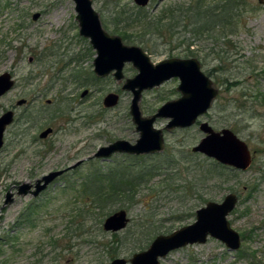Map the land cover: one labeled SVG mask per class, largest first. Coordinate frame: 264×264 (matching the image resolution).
Segmentation results:
<instances>
[{
	"label": "rangeland",
	"instance_id": "1",
	"mask_svg": "<svg viewBox=\"0 0 264 264\" xmlns=\"http://www.w3.org/2000/svg\"><path fill=\"white\" fill-rule=\"evenodd\" d=\"M92 1L104 28L120 35L114 32L117 26L122 33L132 34L131 40L124 42L143 47L153 62L174 57L200 61L218 93L199 122L207 121L215 130L232 129L249 145L253 163L244 171L220 170L221 176L213 171L203 185L200 181L189 186L192 178L185 179L187 165L178 161L188 159L191 164L204 165V159H212L192 152L204 136L199 122L168 131L169 119L157 118L155 126L165 130L166 139L159 157L116 155L110 160L85 161L38 197L15 194L13 202L4 204L7 191H17L15 185L34 182L78 157L91 156L114 139L135 142L139 132L129 112L133 94L122 86L138 70L130 62L121 80L113 74H95L96 51L89 39L79 34L73 0H0V74L9 71L16 80L15 87L0 98V115L14 108L18 117L6 131L0 152V260L10 264H110L123 257L131 264L132 255L147 249L157 235L193 223L198 208L235 192L239 201L228 220L244 235L240 249L231 251L221 240L209 237L205 243L171 251L160 264H264V4L237 0L229 23L216 26L211 34L201 31L194 35L184 11L198 0H150L141 11L134 0ZM178 7L184 10L176 13L178 26L177 19L173 25L165 20L173 30L163 29L142 39L149 19L144 15L155 21L164 9ZM35 13H40L37 19ZM84 50L85 59L72 60ZM81 70L85 71V85L79 87L71 79ZM179 82L172 78L145 90L139 103L143 115L151 116L166 101L179 98ZM84 89L88 92L81 97ZM110 92L120 94L114 108L103 105ZM21 98L29 104L17 106ZM48 99L52 103L44 106ZM27 120L33 123L29 129ZM48 125L55 132L40 139L39 132ZM69 150L74 156L71 161L66 158ZM142 156H146L143 161L138 159ZM165 158L178 162L167 177L179 172L178 177L184 180L176 183H188L185 190L174 189L177 184L170 180L163 182L166 171L152 169L156 160ZM139 166H147L150 173L144 175L134 200L123 202L124 207L120 201L101 210L92 203L93 194L84 192L86 185H98V180L94 181L98 174L109 184L108 177L135 175ZM121 208L131 218L128 226L118 232L105 230V218Z\"/></svg>",
	"mask_w": 264,
	"mask_h": 264
},
{
	"label": "water",
	"instance_id": "2",
	"mask_svg": "<svg viewBox=\"0 0 264 264\" xmlns=\"http://www.w3.org/2000/svg\"><path fill=\"white\" fill-rule=\"evenodd\" d=\"M77 12L80 34L89 39L96 51L94 72L100 77L111 72L117 80L124 78L123 68L127 62H132L138 73L126 78L122 88L131 91L133 98L130 104L132 121L136 124L139 138L132 143L126 139H118L108 145L101 146L88 158H108L115 152L128 154H152L164 148V131L156 128L157 118L169 119L165 129L192 127L202 115L211 108L218 91L212 85V80L201 69L200 61L195 57L168 58L154 63L151 57L139 45H128L117 34L109 33L103 26L99 13L93 7L92 0H73ZM138 6H147L150 0H134ZM264 4V0H259ZM40 13L33 15L34 19ZM178 78L177 89L181 96L168 100L151 116H144L140 108V100L145 90L158 87L166 81ZM15 85V79L9 71L0 74V98ZM88 90H85V94ZM24 100H19L22 104ZM119 102V94L110 92L103 98V105L114 107ZM15 112L10 109L0 115V152L4 146V136L7 127L14 121ZM199 128L204 133L200 141L192 147L194 152L202 153L217 162L236 170H247L253 163V155L249 145L232 129L215 130L207 121H200ZM52 131L47 128L41 132L46 137ZM81 161L60 170L37 178L34 182H22L7 191L4 204L13 202L15 194L33 197L48 188V186L63 172L74 168ZM239 196L230 192L222 201H208L205 206L196 210V220L184 225L169 234H159L145 250L135 252L130 258L131 264H160V259L171 251L194 243H205L209 237L221 240L231 251L241 247V234L234 229L229 220V214L235 209ZM131 218L126 209H118L108 215L103 223L107 231L118 232L125 229ZM110 264H127L123 257L114 258Z\"/></svg>",
	"mask_w": 264,
	"mask_h": 264
},
{
	"label": "trees",
	"instance_id": "3",
	"mask_svg": "<svg viewBox=\"0 0 264 264\" xmlns=\"http://www.w3.org/2000/svg\"><path fill=\"white\" fill-rule=\"evenodd\" d=\"M218 1V2H216ZM208 2V3H207ZM206 3H204V0H198L194 3L192 7L187 8L186 11L182 10L181 8H167L164 9L160 15H158L154 21V18H151L148 15H144V18H149L146 21V27L143 30L142 39L145 35L149 34L150 37H152L155 33H162L163 29L166 31L173 30V26L170 29L169 25H166V21L168 20V24L173 25L174 23H178V16L176 13L177 11H184L187 15V19H189L188 24L193 25L191 28V31L194 33V35L198 34L199 32H207L208 34H211L215 31V27L219 26L221 24H227L231 20V14L232 9L236 6L237 0H208ZM138 10H143V7H139ZM124 11V10H123ZM127 12V11H125ZM183 12V13H184ZM182 13V14H183ZM181 14V15H182ZM233 16V14H232ZM177 19V20H176ZM176 20V21H175ZM179 23L176 25L178 26ZM175 26V25H174ZM115 33H119L122 38L125 41H130L132 34H125L122 33V29H119L117 26L114 28ZM164 35V34H163ZM141 39V42L143 41ZM193 44L190 42L188 45L190 46ZM95 78V77H94ZM159 157V154H157ZM194 155H197V153H194ZM149 156V155H146ZM146 156L139 157L138 159L145 158ZM156 156V155H154ZM183 160V161H182ZM177 160L178 162H184L185 165H187L185 168L187 170L188 176L185 177L186 181H188V178L191 177L192 181H188L190 184L189 186H196V183H199L201 181L202 185L205 182L204 180L210 179L214 172L219 173V175H223L220 170L223 171H232L235 172L236 170L234 168L227 167L225 165L220 164L219 162L215 161L214 159L206 158L204 159L206 161V164H200V163H194L189 161L188 159H182ZM158 162V163H157ZM176 161L174 159H163V160H156L155 164L157 166H154L152 169L158 168L159 173L166 171L165 174L162 176L164 177V181H171L175 184H177L174 189L183 191L187 188V184L185 183H176L178 180H184L182 177L179 176V172H174L173 176L167 177L168 170L172 168L173 165H177ZM174 163V164H173ZM205 163V162H201ZM207 165V166H206ZM205 166V167H204ZM147 166H139L138 171L135 175H128L126 173H120V175L111 176L108 177V183L106 184L104 182L105 177L101 174H98V176L95 177V180H98L95 187H91V185H86L84 192H91L93 194L92 203H96L97 207L101 210L106 206V204L110 203L111 205L114 203H119L121 201V206L124 207L123 202L125 203L126 200L133 201L134 198L137 196V190L138 187L144 182V175L150 173L149 171L151 169H146ZM214 171V172H213ZM220 171V172H219ZM106 176V175H105ZM173 179V180H171ZM93 180V179H92ZM180 188H182L180 190ZM85 194V193H84ZM32 212V211H31ZM30 214V213H29ZM28 216V215H27ZM242 237L244 235L241 234ZM1 246H0V255H1ZM238 253H241L238 252ZM241 254L245 255L246 252H242ZM0 264H10L7 260H0Z\"/></svg>",
	"mask_w": 264,
	"mask_h": 264
},
{
	"label": "flooded vegetation",
	"instance_id": "4",
	"mask_svg": "<svg viewBox=\"0 0 264 264\" xmlns=\"http://www.w3.org/2000/svg\"><path fill=\"white\" fill-rule=\"evenodd\" d=\"M138 6V5H137ZM138 7H141V6H138ZM145 7V6H144ZM79 34H80V28H79ZM81 35V34H80ZM81 36H83V35H81ZM84 37V39H85V36H83ZM124 41V40H123ZM129 45V44H128ZM93 48V47H92ZM143 48V47H142ZM94 49V48H93ZM144 49V48H143ZM95 50V49H94ZM145 50V49H144ZM145 52H147L146 50H145ZM148 54V53H147ZM149 55V54H148ZM150 56V55H149ZM151 57V56H150ZM73 59H75L76 61H80V60H82V59H85V50H84V53L83 54H81V55H78L77 57H73L72 58V60ZM152 60V59H151ZM153 61V60H152ZM127 63H130V62H127ZM132 63V62H131ZM155 63V62H154ZM126 65V64H125ZM132 65H133V63H132ZM134 66V65H133ZM125 67V66H124ZM135 67V66H134ZM124 69V68H123ZM84 70H81L80 71V73H78V75H76V76H74L71 80L75 83V84H78L79 85V87L81 86V85H85V74H84ZM110 74H113V72H111ZM79 75H80V77H79ZM109 75V74H108ZM13 76V75H12ZM125 76V75H124ZM105 77V76H104ZM115 77V76H114ZM134 77V76H133ZM14 78V77H13ZM129 78V77H128ZM15 79V78H14ZM15 85H16V80H15ZM15 85H14V87H15ZM13 87V88H14ZM12 88V89H13ZM11 89V90H12ZM10 90V91H11ZM10 91H8L7 93H9ZM6 93V94H7ZM115 93H117V92H115ZM117 94H119V93H117ZM80 96L81 97H84L85 96V89L80 93ZM19 100H24L23 101V103L22 104H18V101ZM18 101H17V103H16V105L17 106H23V105H28L29 103H28V100L26 99V98H21V99H19ZM119 101H120V94H119ZM52 103V100L51 99H48L47 100V105H44V106H48V105H50ZM118 104H119V102H118ZM117 104V105H118ZM116 105V106H117ZM115 107V106H114ZM114 107H111V108H114ZM107 108V107H106ZM10 109H12L14 112H15V115H14V121L7 127V129H6V131L8 130V128L9 127H11L12 125H14L15 124V122L17 121V119H18V117L16 116V110L14 109V108H9V109H6L5 111H7V110H10ZM41 110H44L43 108H40L39 109V111H41ZM4 111V112H5ZM130 112V111H129ZM52 118V117H51ZM30 121L31 120H27V123L29 124L28 126H27V128L29 129L30 128V126H33V123H32V121H31V123H30ZM198 124V123H197ZM196 125V124H195ZM199 125V124H198ZM26 128V129H27ZM47 128H51L52 129V131L46 136V137H41L40 136V134H41V132L42 131H44L45 129H47ZM137 127H135V129H136ZM156 128H158V127H156ZM179 128V127H178ZM187 128H189V127H187ZM27 129V130H28ZM161 129H163V128H161ZM172 129H176V128H172ZM172 129H165V130H168V131H170V130H172ZM179 129H184V128H179ZM200 129V128H199ZM165 130L163 129V131H164V139H165ZM6 131H5V133H6ZM137 131V130H136ZM55 132V129L53 128V126H51V125H48V126H46V127H44L40 132H39V134H38V137L40 138V139H46V138H48L50 135H52L53 133ZM118 139H124V138H117V139H114V140H112V141H109L107 144H104V145H108V144H110V143H112V142H114V141H116V140H118ZM4 140H5V136H4ZM127 140V139H126ZM129 141V140H128ZM131 142V141H130ZM136 142V141H135ZM165 142H166V139H165ZM5 143V142H4ZM132 143H134V142H132ZM104 145H102V146H104ZM101 147V146H100ZM99 148V147H98ZM164 148H165V143H164ZM164 148H163V150L162 151H164ZM162 151H160V152H156V153H152V154H141V155H157V154H160ZM192 152H194L193 150H192ZM70 154L69 156L67 155L66 156V158H67V160L68 161H71V160H73L74 159V156H73V154H71V151L69 150V151H67L66 152V154ZM194 153H198V152H194ZM116 155H123V156H129L128 158H132L133 156L134 157H136V156H139V155H137V154H128V153H121V152H115V153H113L110 157H108V158H88V157H85V156H82V157H78L74 162H72L71 164H69V165H67V166H65V167H62V168H57V169H55V170H60V169H64V168H67V167H69V166H71V165H73V164H75V163H77L78 161H81L77 166H75L74 168H71V169H69V170H67V171H65V172H63L60 176H58L50 185H52L57 179H59V178H61V177H63V176H66L67 174H69L70 172L72 173L73 171H75L79 166H81L82 164H84L85 163V161H89V160H93V159H99V160H110V159H112L113 157H115ZM253 155V154H252ZM127 159V158H126ZM228 167V166H227ZM231 168V167H230ZM51 171H54V170H51ZM50 172V171H49ZM48 172V173H49ZM45 174H47V173H45ZM45 174H43V175H45ZM42 175V176H43ZM41 176V177H42ZM40 178V177H39ZM49 185V186H50ZM15 186H17V185H15ZM49 186H48V188H49ZM47 188V189H48ZM47 189H45V190H43L41 193H43L44 191H46ZM40 193V194H41ZM39 194V195H40ZM38 197V196H37ZM241 240H242V236H241ZM242 244V243H241ZM241 248V247H240ZM239 248V249H240ZM169 254V253H168Z\"/></svg>",
	"mask_w": 264,
	"mask_h": 264
}]
</instances>
